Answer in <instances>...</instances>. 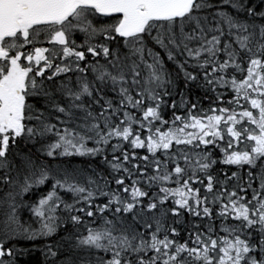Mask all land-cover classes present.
I'll return each instance as SVG.
<instances>
[{
	"label": "snow or ice",
	"instance_id": "snow-or-ice-1",
	"mask_svg": "<svg viewBox=\"0 0 264 264\" xmlns=\"http://www.w3.org/2000/svg\"><path fill=\"white\" fill-rule=\"evenodd\" d=\"M62 226L42 264H264V0H0V264Z\"/></svg>",
	"mask_w": 264,
	"mask_h": 264
},
{
	"label": "trees",
	"instance_id": "trees-1",
	"mask_svg": "<svg viewBox=\"0 0 264 264\" xmlns=\"http://www.w3.org/2000/svg\"><path fill=\"white\" fill-rule=\"evenodd\" d=\"M212 2L216 3L218 2V0H212ZM227 7V6H226ZM229 11H232L230 8L228 9ZM80 37H77L78 42L80 41ZM207 106V105H205ZM91 146V145H89ZM217 156H219V153H216ZM111 158V157H109ZM68 161H70L71 164L73 165H81L84 167H87L89 164H91L94 167H98L101 168L102 165L100 164V157L93 159H89L88 157H70L67 158ZM49 162L51 163L52 161L49 160ZM225 171L228 172L229 175H231V172L233 171H237L235 166H232L230 168H225ZM248 171V166H245L242 170H240V174L242 176H244L246 178V173ZM254 187H256L257 185L254 184ZM48 190V186H44L43 188H41L39 191L30 193L25 195L24 200L28 201V202H35L41 193L46 192ZM61 195H64V193H61ZM249 198H250V192L248 193ZM65 199L69 200V202H71V197L69 196H65ZM20 214H21V219L22 220H27L30 217V213L27 209H21L20 210ZM186 219H188L186 217ZM35 226V225H34ZM66 227L71 230L72 226L70 224L66 225ZM64 226L61 227V230L59 231V233L57 234L56 237L50 238L47 241H36V242H24L22 241L21 244L19 246L21 247H25V248H35V251H33L32 253H30L29 255L22 257V258H18V264H42L43 262V254L40 251V248L42 247L43 243H51L54 239H57L58 236L63 235L64 234Z\"/></svg>",
	"mask_w": 264,
	"mask_h": 264
}]
</instances>
